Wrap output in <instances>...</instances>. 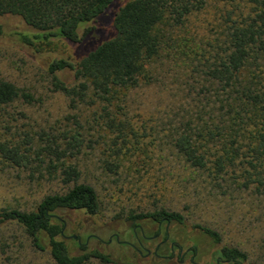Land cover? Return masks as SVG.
<instances>
[{
	"label": "trees",
	"instance_id": "obj_1",
	"mask_svg": "<svg viewBox=\"0 0 264 264\" xmlns=\"http://www.w3.org/2000/svg\"><path fill=\"white\" fill-rule=\"evenodd\" d=\"M221 1L224 7L218 33L203 46L194 38L191 42L179 37L177 31L208 0H0V41L12 36L36 51H40L38 44L55 41L74 47V55L53 58L46 70L55 90L68 98L72 108L89 100L100 103L99 123L111 135L104 166L111 172L119 168L120 156L136 136V126L124 106L118 107L129 91L148 79L153 62L166 49L192 63L197 61L195 67L202 68L205 80L204 92L197 95L207 93L206 102L194 99L198 107L189 117H182L176 126L170 124L174 152L196 172L209 170L212 181L219 180L227 168L241 166L244 184L253 182L260 188L264 184V0ZM10 20L19 26L8 31ZM21 98L32 99L14 82L0 79V107ZM78 117L67 116L66 127L57 134L43 129L15 135L0 121V129H5L0 158L31 171L32 176L56 182L62 189L44 196L31 210L0 208V233L4 225L15 223L28 235L32 247L48 251L55 264H175L174 258L159 254L173 255L171 244L176 241L169 228L187 222L182 213L165 208L126 215L123 221L129 224L137 244L118 240L124 250L122 258L91 246L81 236L65 237V213L94 217L101 209L96 189L82 182L81 170L73 160L88 146ZM147 222L157 226L155 234L162 228L164 243L157 253H140L134 247L140 248V239L145 247L148 239L143 237L142 223ZM193 230L217 247L214 264L222 260L252 264L241 249L222 246L217 231L198 224ZM127 244L132 246V257L127 255ZM191 251L196 255V247ZM182 260L180 257L177 264H196L193 257Z\"/></svg>",
	"mask_w": 264,
	"mask_h": 264
},
{
	"label": "rangeland",
	"instance_id": "obj_2",
	"mask_svg": "<svg viewBox=\"0 0 264 264\" xmlns=\"http://www.w3.org/2000/svg\"><path fill=\"white\" fill-rule=\"evenodd\" d=\"M223 7L221 0H208L207 6L177 34L191 42L194 38L203 46L208 37L217 35ZM18 26V22L10 20L7 30ZM38 48L40 51L25 47L12 36L0 41V79L14 82L32 97L30 101L21 98L13 105L0 107V121L15 135L43 129L57 134L66 127L67 116L79 115L88 146L73 160L81 170L82 182L96 189L101 209L94 217L74 211L65 213L67 239L81 236L91 246L122 258L124 250L118 240L137 244L129 224L123 221L126 215L165 208L185 216L186 226L169 230L184 252L196 247V255L191 250L187 252L186 262L195 256L200 264H214L217 247L208 237L195 233L193 225L198 224L217 231L222 246L244 251L250 263L264 264V184L260 188L253 182L244 184L241 166L227 168L219 180L212 181L209 170L206 174L196 172L176 155L171 144L170 124L176 126L182 117H189L198 107L194 99L206 102L203 98L207 93L197 95L205 89L202 68L195 67L197 61L192 63L166 49L153 62L148 79L129 91L118 107L124 106L129 121L136 126V136L129 150L120 156L119 168L111 172L104 166L111 135L99 123L100 103L89 100L72 108L68 98L55 90L46 70L53 58L74 55V47L55 41L51 45L38 44ZM163 125L166 130H161ZM9 130L6 133L10 135ZM4 133L5 129H0V139ZM32 175L0 158V208L31 210L44 196L62 191L56 182ZM142 225L148 237L155 235L156 225ZM116 234L119 239L110 240ZM162 240L163 235L150 238L144 241L145 247L154 252ZM127 245V255L132 257V246ZM176 255L175 264L179 250ZM0 264L55 262L48 251L38 252L32 247L23 228L10 223L0 233Z\"/></svg>",
	"mask_w": 264,
	"mask_h": 264
},
{
	"label": "flooded vegetation",
	"instance_id": "obj_3",
	"mask_svg": "<svg viewBox=\"0 0 264 264\" xmlns=\"http://www.w3.org/2000/svg\"><path fill=\"white\" fill-rule=\"evenodd\" d=\"M159 229H160L159 233H158V234H155L154 236H151V237L146 236V235H145V232H143V237L146 238V239H149V238H155V239H158V238H160V237L162 236V231H161L162 228H161V226L159 227ZM135 234L137 235V229H135ZM112 238H114V235H112V237H111L110 240H112ZM115 238L118 239L119 236L116 234V235H115ZM163 243H164V240H162V241H160V242L158 243V245H157V247H156V249H155V253L158 252V250L160 249V247L162 246ZM139 244H140V248H138V247L135 246V245H134V247H135L136 249H138V251H139L140 253H142L143 250H147V253H148V254H151V250H150V249H147V248L144 247V244H143V242L141 241V239L139 240ZM171 247H172L173 255H161V254H159V257H164V258H175V257L177 256V255H176V250H177V247H178V249H179V253H180L179 256H178V260H179L180 257H182V258H183L182 261H185V258H186V254H185V253H186V252H184L183 247H182V246H178L177 242H172ZM190 250H191V249H188L187 252H190ZM193 262L196 263V264H200V263H198V262H195V256L193 257ZM220 264H229V263H228V262H224V261L222 260Z\"/></svg>",
	"mask_w": 264,
	"mask_h": 264
},
{
	"label": "water",
	"instance_id": "obj_4",
	"mask_svg": "<svg viewBox=\"0 0 264 264\" xmlns=\"http://www.w3.org/2000/svg\"><path fill=\"white\" fill-rule=\"evenodd\" d=\"M70 238H71V237H70ZM72 238L77 239L78 236H77V235H73ZM118 239H119V238H118ZM79 241H80V240H79Z\"/></svg>",
	"mask_w": 264,
	"mask_h": 264
}]
</instances>
